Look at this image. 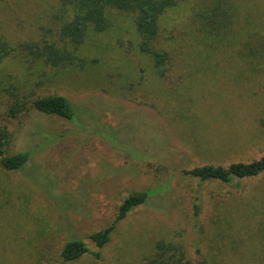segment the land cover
<instances>
[{"label": "rangeland", "instance_id": "1", "mask_svg": "<svg viewBox=\"0 0 264 264\" xmlns=\"http://www.w3.org/2000/svg\"><path fill=\"white\" fill-rule=\"evenodd\" d=\"M106 17L75 50L61 39L73 19L63 0H0L13 48L0 62L4 150L30 154L19 170L0 163V264H59L75 239L88 252L67 264H144L160 241L191 264H264V172L229 182L190 173L264 156V0H177L157 24L161 67L142 50L136 11ZM50 95L71 102L73 119L33 107ZM144 191L107 245L88 238Z\"/></svg>", "mask_w": 264, "mask_h": 264}, {"label": "trees", "instance_id": "2", "mask_svg": "<svg viewBox=\"0 0 264 264\" xmlns=\"http://www.w3.org/2000/svg\"><path fill=\"white\" fill-rule=\"evenodd\" d=\"M64 3L72 7L73 19L61 29L62 43L65 47L72 46L77 49L83 42L89 29L96 32H103L108 28V19L106 17V10L115 7L123 10H132L138 13L137 28L144 38L142 50L151 54L155 60L156 66L161 67L168 57L167 52L157 50L153 43L156 41L158 34V20L159 17L170 7L176 4L177 0H63ZM200 21L205 31L212 34L213 26L216 23V13L211 10L201 12ZM212 27V28H211ZM54 42L47 46V49L53 50L57 53L62 52L60 48L55 46ZM13 48L4 39L0 31V62L12 52ZM55 60V57H52ZM21 104L23 102L21 101ZM20 101L16 102L11 108L13 116L21 110ZM33 107L44 114L56 115L62 118L71 120L74 116V111L71 102L60 95H50L37 98L33 102ZM9 133L5 129L0 128V163L7 170H19L29 160L30 154L28 152L6 155L5 144L9 138ZM264 172V156L256 161L250 163H234L227 168L222 166H204L191 171L190 173L198 176L202 180H219L221 182H229L232 178H246L256 177ZM149 194L147 191L133 194L125 199L122 203L117 220L111 226L105 228L100 232L89 235V239L93 241L98 247H104L111 240V234L119 220L126 217L127 214L137 206L146 202ZM156 251L154 255L148 259L144 264H191L186 259L185 253L180 246L173 243L160 241L156 243ZM88 252L87 244L80 239L70 240L64 246L61 252L62 263L67 264L82 257ZM97 257L100 255L97 254Z\"/></svg>", "mask_w": 264, "mask_h": 264}]
</instances>
